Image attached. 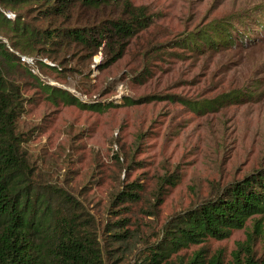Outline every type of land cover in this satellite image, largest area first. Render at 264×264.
<instances>
[{
    "label": "rangeland",
    "instance_id": "1",
    "mask_svg": "<svg viewBox=\"0 0 264 264\" xmlns=\"http://www.w3.org/2000/svg\"><path fill=\"white\" fill-rule=\"evenodd\" d=\"M138 7L132 31L122 35L108 25L131 21ZM257 7L264 0H108L76 6L68 19L45 17L37 1L0 0V14H14L0 21V39L14 54L1 67L25 98L16 131L32 179L68 193L92 220L103 264H163L155 243L171 214L264 168V30L247 44L217 50L177 43L212 19ZM17 14L34 26L103 23L108 37L97 47L63 38L22 48L11 28ZM54 88L73 99L53 95ZM229 90L241 98L193 107ZM96 103L104 106L89 107ZM120 191L125 196L116 198ZM248 255L264 259V217L169 257L174 264H242Z\"/></svg>",
    "mask_w": 264,
    "mask_h": 264
},
{
    "label": "trees",
    "instance_id": "2",
    "mask_svg": "<svg viewBox=\"0 0 264 264\" xmlns=\"http://www.w3.org/2000/svg\"><path fill=\"white\" fill-rule=\"evenodd\" d=\"M1 1L6 4L37 1L44 5L45 17L60 15L68 19H71L76 6L98 8L108 3V0ZM140 9L138 7L134 10L136 12L131 13L132 22L121 18L108 19V25L113 31L125 35L132 31L133 25L140 23ZM0 21L5 24L9 20L0 14ZM235 23L246 27L239 31ZM11 28L18 32L17 46L28 49L36 48L38 43H55L63 38L86 47H97L102 38L108 37L105 36L103 23L34 26L20 21L18 14ZM260 29L264 30V7H257L249 14L212 19L177 43L192 51L223 49L247 44L253 32ZM92 32L96 33V38L92 37ZM11 55L14 54L0 39V264H103L92 220L68 193L49 185L41 187L32 179L33 169L21 150L16 131L17 118L25 98L20 95L17 85L5 79L1 67L2 60H12ZM52 94L66 101L73 99L61 89L54 88ZM241 96L240 90H229L208 100L194 102L193 107L222 106ZM76 103L86 106L80 101ZM103 106L101 103L89 105L97 109ZM122 196H125L124 191L116 194V198ZM262 217L264 168L246 174L223 191L171 214L163 223L161 237L155 243L164 254L157 255L164 259L163 264H174L170 253L199 243L206 237H225L231 229L243 227L248 219ZM202 252L203 247L192 251L186 256L187 262L195 261ZM160 261L149 260L143 264H158ZM242 264H264V259L256 260L248 255Z\"/></svg>",
    "mask_w": 264,
    "mask_h": 264
},
{
    "label": "built area",
    "instance_id": "3",
    "mask_svg": "<svg viewBox=\"0 0 264 264\" xmlns=\"http://www.w3.org/2000/svg\"><path fill=\"white\" fill-rule=\"evenodd\" d=\"M3 14L10 19L14 17V14L9 11H3Z\"/></svg>",
    "mask_w": 264,
    "mask_h": 264
}]
</instances>
